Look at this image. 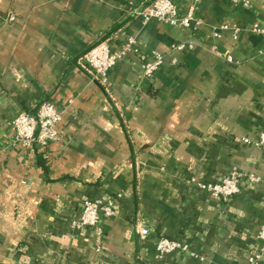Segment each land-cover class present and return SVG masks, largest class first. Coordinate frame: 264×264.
<instances>
[{"label":"crops","instance_id":"0c3cea01","mask_svg":"<svg viewBox=\"0 0 264 264\" xmlns=\"http://www.w3.org/2000/svg\"><path fill=\"white\" fill-rule=\"evenodd\" d=\"M153 1L0 0V264H248L264 223V151L242 142L264 130V0H201L187 28L143 24ZM172 2L182 15L189 0ZM128 37L138 53L102 87L84 55ZM153 52L163 63L145 78ZM46 102L61 113L60 140L15 144L12 119ZM233 171L261 182L241 180L227 201L191 182ZM102 198L114 200L102 238L72 229ZM162 237L188 252L158 260Z\"/></svg>","mask_w":264,"mask_h":264},{"label":"built area","instance_id":"2783aa9c","mask_svg":"<svg viewBox=\"0 0 264 264\" xmlns=\"http://www.w3.org/2000/svg\"><path fill=\"white\" fill-rule=\"evenodd\" d=\"M231 1L237 3V0ZM200 2L201 0H189L185 13L181 15L172 0H154L150 5L138 11L137 16L141 18L143 24L151 20H156L169 26L187 28L193 23H196L195 12ZM12 20L13 16L7 18V21ZM220 29L228 30L229 27L223 25ZM253 31L262 33V30L258 28H254ZM236 32L237 30H235L233 39H236ZM188 48L191 47L185 44L171 46V49L179 51ZM138 51V42L133 37H128L117 52H111L108 43L104 41L90 48L84 55L83 61L89 69L92 79L102 87H105L108 82V71L116 62L127 57L130 53H138ZM162 63L163 57L159 53L153 52L151 59L144 61L143 76L145 78H151L161 67ZM60 122L61 113L50 102L41 104L34 113L19 112L11 121V126L14 130V143L29 149L33 146L45 147L50 143L57 142L60 140V132L58 130ZM242 142L264 151V130L254 140L243 139ZM241 180H246L249 183L261 182V179L255 175L237 171L231 172L218 183H204L196 179H192L191 182L195 184L198 190L204 191L214 198L227 201L238 194ZM120 197L121 195H117L116 198ZM113 215V199L102 198L95 201H88L84 204L79 218L71 222V228H92L97 237L102 238L103 231L99 224L100 219L101 217H111ZM136 232L141 242L146 241L149 230L145 226L137 225ZM257 238L259 241L258 246L248 257V264H258L264 258V223L259 227ZM154 250L155 257L158 260L165 261L168 256L174 253L188 252V247L184 243L162 237L155 242ZM97 251H100L98 247ZM192 256L195 255L192 254Z\"/></svg>","mask_w":264,"mask_h":264}]
</instances>
